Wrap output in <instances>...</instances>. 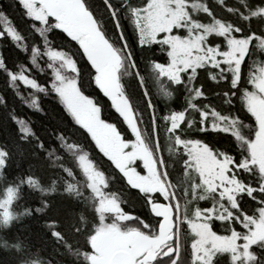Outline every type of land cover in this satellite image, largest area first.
Listing matches in <instances>:
<instances>
[{"label": "snow or ice", "instance_id": "snow-or-ice-1", "mask_svg": "<svg viewBox=\"0 0 264 264\" xmlns=\"http://www.w3.org/2000/svg\"><path fill=\"white\" fill-rule=\"evenodd\" d=\"M201 7L202 10L198 12L193 0H98V3L95 0H11L10 3L0 0V21H3L0 40L13 42L28 61L26 65L14 64L10 67L0 54V75L6 78L7 86L20 99H23L19 91L21 86L29 92L53 96L64 113L78 129L87 134L93 144L97 143L96 126L103 125L115 133L121 147L127 146L126 150L132 149L133 141H142L143 133H147L159 149L163 129L165 135L174 141L176 150L184 155L186 167L196 165L201 158L205 159L209 166L204 170L205 179L201 183L204 184V191L211 192L213 205H198L196 214L201 215L204 211L214 213L215 202L219 198L220 206L228 215L215 216L209 228L217 220L224 223L229 217H234L230 222L242 229L238 232L233 227L227 236H220L213 231V239L228 243L223 247L213 244L210 252H235L237 247H242L248 259L255 264H264V259L256 254L257 249L264 251V237L255 236L256 225L247 222L250 214L242 207V199L247 197L254 202L255 209L262 210L256 212L254 209L255 215L251 219L256 220L264 215V168L259 166L254 151L259 143L264 142V113L257 112L253 107V102L264 106V68L258 69L255 75L249 72L247 77L243 71L253 49L262 52L260 47H264V31L258 32L252 28L254 19L264 17V6L257 0L254 8H246L241 12V19L248 22L247 31L230 22L221 23L206 4ZM226 10L229 13L234 11L231 8ZM10 11L18 12L25 19L28 28L42 41V47L41 43H33L29 48L22 42L23 34L9 16ZM201 14L209 18V23L204 24L198 19ZM129 29L133 36L131 41L127 35ZM53 32L62 34L60 44H53L50 40L49 33ZM65 46L69 50H65ZM137 50L144 54L143 68L156 83L182 86L187 93V107L184 110L162 112L153 102L152 92L146 85L144 71L137 59ZM41 60L50 70V76L43 84L33 74L35 69L45 75L39 63ZM125 62L141 90L138 103L133 95L125 92L124 85L116 75ZM104 65L113 66L114 84L110 90L101 86L98 77ZM202 74L206 76L204 80L200 79ZM208 80L216 86H223L226 105L233 109L239 105L246 113L251 121L247 125V136L214 123V120L227 119L214 106L207 103L202 107L197 105L195 101L199 98H207ZM92 86L122 118L132 139L125 138L117 124L102 118L103 107L85 94V89ZM164 94L172 95L169 91ZM0 105H6L4 96H0ZM28 107L41 110L36 99ZM191 113L198 114V119ZM9 119L15 126L18 139L31 137L37 141L38 151H45L48 145L24 118L15 115V110L9 114ZM229 123L236 122L230 120ZM209 129L230 135L235 139L238 150L227 152L207 139L191 138L189 135L190 130L206 134ZM57 139L63 148L78 147L77 144L63 143V136ZM240 141H243L246 150L239 148ZM21 142L27 143V140ZM147 147L145 144L146 151ZM8 155L6 148L0 149V172L7 168ZM135 166L146 171L140 161H136ZM253 172L256 173L255 181L245 178V174L248 177ZM229 183L237 186L236 195L222 192ZM198 187L193 185L194 189ZM153 196L163 203L158 193H152L147 195L148 205ZM199 199L205 200L206 197L202 195ZM229 202L231 210L226 206ZM49 206L45 202L44 208L37 207L36 212L42 213ZM8 219L10 217L6 214L5 221ZM156 219L159 221L161 218ZM144 223L145 228L151 231L153 226L146 221ZM249 233L255 238H250ZM52 235L58 233L53 232ZM237 240L242 243L238 245ZM203 243L198 251H203ZM165 255L172 264H181L182 256L178 248H170ZM193 264H196L195 260Z\"/></svg>", "mask_w": 264, "mask_h": 264}, {"label": "trees", "instance_id": "trees-1", "mask_svg": "<svg viewBox=\"0 0 264 264\" xmlns=\"http://www.w3.org/2000/svg\"><path fill=\"white\" fill-rule=\"evenodd\" d=\"M5 2L10 3L11 0H5ZM256 2V0H193V3H197L200 7L206 4L210 9L212 7H220L224 10L231 8L234 10L232 13L226 11L234 17H239L241 12L246 8H254ZM261 5L264 6V3H261ZM201 10L202 8H199L198 11ZM246 14L250 15V12H247ZM9 16L23 34L22 42L25 43L26 46L30 48L33 43H41L42 47V41L40 42V38L32 33L28 28L25 19L18 12L10 11ZM244 23L248 26L247 21H244ZM2 27L3 21H0V28ZM127 35L131 41L133 36L130 29ZM49 38L52 40L53 44H60L62 34L54 32L49 33ZM65 50H69L68 46H65ZM0 54L4 56L10 67L14 66V64L19 66L28 63L25 54L21 53L10 40H0ZM255 57L256 50L254 48L252 54L247 58V62ZM137 59L141 64L142 71H144L146 85L152 92L153 102L157 104L158 108L162 112L184 110V108L187 107V93L183 90L182 86H169L166 82L163 85L156 83L151 75H148L144 70V54L139 50H137ZM39 63L41 67L44 68L45 75H42L35 69H33V74L37 76L39 81L43 84L48 80L50 70L47 69L43 60L39 61ZM17 70H19V67H17ZM249 71L250 68H247L245 71V77ZM117 76L119 77V81L124 85V90L127 94L126 83L128 82L131 83V85H135L138 89L139 95L140 89L138 82L135 76L130 75V70L128 69L126 62L117 72ZM89 89L93 92L94 97L100 98L103 102L102 113L107 112V117L104 119L108 122L117 124L118 128L124 135H129V131L123 124L122 118H120L111 108L107 99L103 97L94 86L89 87ZM19 91L23 99H20L15 95L13 90L7 86L6 78L3 75H0V96H4L6 101L5 106L0 105V149L6 148L9 154L7 168L0 172V196L6 189L11 188L14 190V199L10 206L12 219L8 223H3L0 219V261L5 257H10L13 258L16 264H53L51 262L53 252H63L78 264L81 262L79 257L81 254L75 252L73 245L58 233L57 224L47 216L52 205L56 203L55 197H66V199L71 201V203L73 202V205L76 207L89 206V210L94 214L93 207L88 201L89 196L86 193L87 189L85 184L79 173L77 174L78 169L76 158L78 153L85 154L94 167L102 173L105 179V192L116 198L120 208L127 207L130 211L132 210L120 194L110 190L112 182L118 178L126 190H130L133 194L134 192L138 194L136 196L139 201H142L144 210L143 214H147L145 219L150 220L151 222L157 220L156 216H153L149 211L147 196L139 194L136 190L126 184L123 176L113 166L112 162L107 159L100 150H97V146L90 141V138L87 137V134L84 133L82 129H78V126L74 125L71 118L64 113L62 106L53 96H45L40 92H29V90L24 89L22 86ZM165 91L171 92L172 95L166 96L164 94ZM206 96V99L199 98L195 102L200 107L205 103L214 106L220 114L227 117V119L220 120L221 123H218L221 127H223L224 121L231 120L236 123L232 124L234 125V128L230 125V130L236 131L241 136H247L249 134V128L247 125H249L251 121L248 119L247 115L241 116L237 114L236 111L226 104L225 108L219 109L214 103V99L217 95L208 93L207 91ZM33 99H36L37 103L40 105V111L28 107ZM222 101L225 103L224 95ZM136 102H139V98L136 99ZM13 110H15V115L24 118L45 144L48 145L45 151H38L37 141L31 137L17 138L15 126L9 119V114L12 113ZM191 115L198 119V114L191 113ZM240 121H243V123H240ZM213 122L215 123V120ZM143 129L144 126L141 125L142 133ZM189 135L191 138L207 139L211 144L216 145L219 149L227 152L238 150L235 139L227 134L212 132L209 129V132L206 134L196 133L190 130ZM59 136H63V143L77 144L78 147L69 149L63 148L61 141L57 139ZM22 140H27V143H22ZM142 140L144 144H147L148 146L147 149L152 156L159 177L168 193V200L172 207L174 222L176 214L172 203L173 197L167 190L168 185L165 183L164 176H166L165 179L167 178L172 193L178 202L180 219L179 251L182 256L181 263L193 264L187 247L195 237L194 234L189 231L186 221L193 217V212L199 204L198 198L201 195V188L198 173L192 166L186 167L184 165V155L176 150L174 141L165 135L163 129L161 131V145L158 149L163 168L159 163L154 148V141L149 138L147 133H143ZM17 145H19V147H17ZM239 148L245 149L243 141L239 142ZM30 158L41 160L42 162H44V160L47 161V165L50 170H52L51 179L45 186L40 177L31 173L35 168L32 164H28L27 159ZM161 170L162 172L164 171V174H162ZM245 178L255 181L256 173L253 172L248 177H246L245 174ZM193 185L199 186L196 188L197 194L195 193L194 195L192 193ZM194 196L195 200L193 199ZM211 196L212 195L210 194L211 200L209 198L207 200L208 202L202 200L200 202L201 205H204L203 202H206L207 205H210V203L212 205L213 199ZM244 200L245 197L242 199V207L246 210L243 204ZM250 201L251 200L248 199V202ZM45 202L50 206L46 211L38 214L36 208L39 207L43 209ZM155 202H159V200L153 196L151 203ZM253 205L252 201L250 206L251 211L255 209V206ZM226 206L231 210V206H228V204ZM249 214L252 215V212H249ZM253 215L255 214L253 213ZM241 219H244L243 216H241ZM232 220H234V217H229V220L224 223L216 221L213 223L211 229L221 235H227L229 231H232L233 227H236V230L240 232L242 229L239 225L231 223L230 221ZM211 222L212 220L210 223ZM127 223L133 225L131 228H136L140 231L145 230L142 226L144 222L136 215H133V219L130 221L118 222L120 226H126ZM150 225L153 226L152 230L149 231V229L146 228V231L152 234L154 233L153 230H155V226L152 223H150ZM53 232L58 233V235L53 236ZM11 233H14V235L17 236L15 240L11 239ZM172 246L175 247V244ZM256 254L261 259H264V251L257 249ZM161 260L163 261L161 264H167L166 262L170 261L166 255H162L160 257V261ZM224 264H230V262L226 260ZM249 264H255V262L251 260Z\"/></svg>", "mask_w": 264, "mask_h": 264}, {"label": "rangeland", "instance_id": "rangeland-1", "mask_svg": "<svg viewBox=\"0 0 264 264\" xmlns=\"http://www.w3.org/2000/svg\"><path fill=\"white\" fill-rule=\"evenodd\" d=\"M95 2L98 3V0H95ZM260 2L264 3V0H260ZM195 4L197 5V3ZM199 8L202 7L197 5V11L199 10ZM211 10L213 13H215V17L219 19L221 23L227 24L230 22L231 24L240 26L244 28L245 31H247L248 26L241 19V15H239V17H234L220 7H212ZM199 18L201 19L202 23H209V18H207L204 14H201ZM252 28L253 30L258 32L264 31V17L254 19L252 21ZM257 45L259 47V41H257ZM255 50L256 57L251 58L249 62H247L246 59V62L243 66L244 74L247 68H250L249 72H251L253 75L256 74L258 69L264 68V47H260V50L262 52H260L256 48ZM112 70V65H104L101 66V69L98 72L101 86L106 90H110L114 84V81L112 79ZM205 78V74H202L200 77L201 80H204ZM207 83L209 84V87L207 85L208 93H220L214 99V103L216 104V106L219 109L225 108V103H223L222 101L224 92L223 86H216L210 80H208ZM126 88L128 94L133 95L135 100L139 98L138 89L135 87V85H131V83L127 82ZM85 94L94 97L93 92L89 88L85 89ZM94 98L98 102V104H100L101 106L103 105V102L100 100V98ZM253 107L257 112L264 113V106L257 105L255 102H253ZM233 110L241 116L246 115V113L239 107V105H237V107ZM105 117H107V112L102 113V118ZM229 121L230 120L224 121L223 127L229 128L230 125H232L229 123ZM215 123L221 122L220 120H215ZM232 128H234V125H232ZM124 136L127 139H132L130 132L129 135L125 134ZM96 137L97 143L95 145L97 146V148L99 147L100 152L112 162L113 166L120 172L129 187L136 190L139 194L144 193L146 196L152 193H158L160 195V197L163 199V203H161V201L159 200L160 203H151L148 208L150 212L161 217L162 224H165L166 227V233L169 232L172 228L171 221L173 220L172 207L168 200V193L165 190L163 182L161 181L158 171L154 165L152 156L148 149L147 151L145 150V144L143 140L133 141L132 149L126 150L127 146L125 145V147H121L120 141L116 137L115 133L108 131L107 127L103 125L96 126ZM154 148L156 150L159 163L162 165L161 156L155 142ZM254 151L256 152L257 162L259 166L264 168V142L259 143ZM27 161L28 164H32V166H34L35 168L31 173L40 177L45 186L50 181L52 175V170H50L49 166L47 165V161L44 160V162H42L41 160H36L33 158L27 159ZM136 161H140L146 171H142L141 167H138L137 169L135 166ZM76 164L78 169L77 174L79 173V175L82 177L81 179L85 184V187L87 189L86 193L89 196L88 201L93 207L94 214L89 210V206L76 207L75 205H73V202L71 203V201L66 199V197H55L56 203L52 205V208L48 211L47 216L50 220L54 221V223L57 224L58 233L73 245L75 252L81 254L79 256L81 260L79 264H107L109 256L118 249H130L131 251H133L135 257L137 258L139 254L138 250H140L142 247L153 249L159 246V244H157L159 242V236H156L153 240L148 239L142 235V231L137 230L136 228H131L133 226L131 225V223H127L126 226H120L118 224L119 221H130L129 219H131L133 215H136L140 218H145V216L147 215L143 214L144 210L142 201H139L137 199L138 197L136 195L138 194L136 192H134L133 194V192H130V190H126L121 184L119 178L114 180L112 182L110 190L120 194L121 197L126 201L127 205L132 208V210L130 211L127 207L120 208L118 206L116 198L113 195L105 192L104 176L96 167H94L92 162L85 154H77ZM208 166L209 165L207 161L203 158H201L196 163V165L192 166L198 173L201 188L200 196H205V201L210 198L211 192L203 190L204 184H202L201 181L205 179L204 170H206ZM161 167L163 168V165ZM162 174H164V171L162 172ZM165 177L166 176H164L165 183H167L166 185H168L167 190L173 197L172 203L176 214L175 249H179V206L172 193L168 180L167 178L165 179ZM236 187L237 186L229 183L227 188L222 189V192L236 195ZM192 193L193 195L195 193L197 194L196 189L193 188ZM13 196L14 190L11 188L4 190L0 196V219L3 223H8L12 219L10 206L14 199ZM257 198H260L259 195ZM198 200V205H200L201 207H212L213 205H211L210 203V206L207 205L206 202H203L204 205L202 206L200 203L202 200H200L199 198ZM215 203L216 211L214 213L210 214L204 211L201 215H197V205L196 209L193 212V217L186 221L189 231L194 234L195 237L187 247L192 261L195 260L196 264H224L225 261L228 260L230 264H249L251 259H248L244 255L242 247H237L235 252H210L213 244L219 247H223L228 243L227 241L222 239H213L212 233L214 230L209 228L210 221L215 216L228 215L224 208L220 206L219 198H217ZM251 203L252 201L248 202V198L245 197L243 203L246 209L245 211L252 212L253 215V213L255 214V212L254 209L252 211L250 210ZM228 206H231L230 202L228 203ZM253 206H255V204ZM255 211L260 212L262 210L256 209ZM6 214L10 217V219H8L7 221H5ZM252 215H250V218L247 222L256 225L255 236L264 237V215L259 216L256 220L251 219ZM214 232L217 233L216 231ZM230 233L231 231H229L227 235H230ZM219 235L227 236L221 234ZM249 236L250 238H255L251 233H249ZM16 238L17 236L14 235V233H11V239L15 240ZM207 241H210V243H207ZM202 242H205L203 243V251H198V249L201 247ZM236 243L239 245L242 243V241L237 240ZM209 257H211V259ZM51 259V262L53 264H78L63 252H53ZM162 262V260L160 261L159 255L153 264H161ZM166 263L172 264V261L170 260ZM0 264L16 263L14 262L13 258L5 257L0 261Z\"/></svg>", "mask_w": 264, "mask_h": 264}, {"label": "flooded vegetation", "instance_id": "flooded-vegetation-1", "mask_svg": "<svg viewBox=\"0 0 264 264\" xmlns=\"http://www.w3.org/2000/svg\"><path fill=\"white\" fill-rule=\"evenodd\" d=\"M157 203H160L159 202H155V203H152V204H157ZM151 214L153 216H156V217H159L158 215H155L151 212ZM138 217V216H137ZM140 218V217H139ZM161 218V217H160ZM133 219V216L131 219L129 220H132ZM143 222H147L148 224L152 223L154 224V228L155 230H153L154 233L150 234L148 231H146V228H145V223L142 224L143 229L144 231H142V235L145 236L146 238L148 239H154L156 236H159L158 239H159V242L157 244H159V246L155 247V248H141L140 246V250L139 251V254H138V257L136 258L133 251H131L130 249H118L114 252H117V251H125V252H128L131 254L132 256V264H135V263H138V264H152L154 263V261L157 259V257L160 255V257L162 255H165L166 253L169 252V249H175L174 246H172L173 244H175V222L172 220L171 223H172V228L169 232L166 233V227H165V224H162V220L159 219V221H153L151 222L150 220H146L145 218H140ZM119 222H122V221H119ZM137 231V230H135ZM150 241V240H148ZM134 247V246H133ZM136 247V246H135ZM113 252V253H114ZM112 253V254H113ZM111 254V255H112ZM111 255L109 256V258L111 257ZM109 258H108V261H107V264L109 262Z\"/></svg>", "mask_w": 264, "mask_h": 264}, {"label": "water", "instance_id": "water-1", "mask_svg": "<svg viewBox=\"0 0 264 264\" xmlns=\"http://www.w3.org/2000/svg\"><path fill=\"white\" fill-rule=\"evenodd\" d=\"M108 264H132V256L128 252L117 251L111 255Z\"/></svg>", "mask_w": 264, "mask_h": 264}]
</instances>
